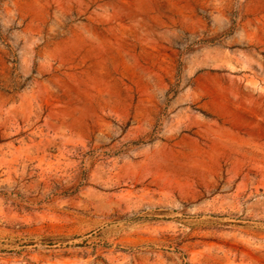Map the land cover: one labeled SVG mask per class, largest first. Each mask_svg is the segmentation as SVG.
Returning <instances> with one entry per match:
<instances>
[{
  "label": "rangeland",
  "instance_id": "rangeland-1",
  "mask_svg": "<svg viewBox=\"0 0 264 264\" xmlns=\"http://www.w3.org/2000/svg\"><path fill=\"white\" fill-rule=\"evenodd\" d=\"M0 264H264V0H0Z\"/></svg>",
  "mask_w": 264,
  "mask_h": 264
}]
</instances>
